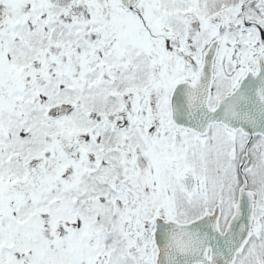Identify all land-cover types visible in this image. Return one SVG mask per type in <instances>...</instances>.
Returning <instances> with one entry per match:
<instances>
[{
  "label": "snow or ice",
  "instance_id": "6c2138e0",
  "mask_svg": "<svg viewBox=\"0 0 264 264\" xmlns=\"http://www.w3.org/2000/svg\"><path fill=\"white\" fill-rule=\"evenodd\" d=\"M0 264H264V0H0Z\"/></svg>",
  "mask_w": 264,
  "mask_h": 264
}]
</instances>
